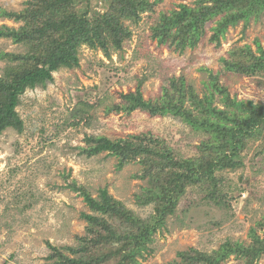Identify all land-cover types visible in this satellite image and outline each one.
<instances>
[{
    "label": "rangeland",
    "instance_id": "374dc122",
    "mask_svg": "<svg viewBox=\"0 0 264 264\" xmlns=\"http://www.w3.org/2000/svg\"><path fill=\"white\" fill-rule=\"evenodd\" d=\"M24 1L0 0V7L17 12L26 7ZM156 1L153 10L142 12L137 22L124 20L131 36L109 57L83 45L78 67L60 68L46 87L36 86L20 95L16 111L23 130L7 128L0 133V264H50L47 242L78 246L77 237L85 234L86 226L81 214L90 210L69 185L73 182L94 197L106 189L143 220L154 214L153 204L138 199L148 185L147 177L135 176L140 164L131 161L118 168L117 159L106 152L89 156L84 151L87 136L116 139L149 131L164 140L175 157L198 156L206 133L170 115L108 110L122 102L121 94L139 86L145 99H153L168 78L183 76L198 97L212 90V105L232 108L222 102L221 93L208 88L210 72L220 68V58H227L235 46L247 44L256 54L258 41L264 50V16L251 19L245 29L241 21L228 27L217 46L209 42V24L195 48L178 52L151 38V27L161 12L178 9L181 3L193 5V0ZM90 6L105 11L102 0H90ZM21 23L0 16V24L18 27ZM25 51L21 43L0 39V52ZM6 64L0 58V76ZM261 79L259 74L221 71L217 83L237 100L264 102ZM184 105L194 109L189 99ZM238 160L236 167L215 172L218 188L227 195L219 204L204 195V182L187 184L173 213L151 235V251L144 253L142 264H170L179 259V251L190 247L211 252L228 239L250 241L249 230L264 216V132L247 140ZM234 261L230 255L221 264ZM257 264H264V255Z\"/></svg>",
    "mask_w": 264,
    "mask_h": 264
},
{
    "label": "trees",
    "instance_id": "16d2710c",
    "mask_svg": "<svg viewBox=\"0 0 264 264\" xmlns=\"http://www.w3.org/2000/svg\"><path fill=\"white\" fill-rule=\"evenodd\" d=\"M102 1L103 12L90 8V0H25L26 7L17 12L0 7V16L22 22L18 27L0 24V39L10 38L27 50L0 52V58L7 61L0 76V133L7 128L23 130L16 106L27 89L46 87L54 80L53 72L60 68L78 67L83 45L109 57L131 36L124 20L137 22L142 12L153 10L157 3ZM261 16L264 0H193V5L181 3L178 9L161 12L151 27V38L182 52L195 48L211 24L209 42L217 46L228 27L241 21L245 29L251 19L258 21ZM256 45V54L247 44L235 46L227 58H220V68L210 72L208 88L221 93L222 102L232 107L228 110L212 105V90L198 97L183 76L168 78L156 98L145 99L138 86L135 91L121 94L122 102L108 107L125 113L140 109L151 116H174L192 129L203 131L207 138L198 146V156L177 158L164 140L149 131L116 139L87 136L89 145L84 151L89 156L106 152L117 159L118 168L131 161L140 164V173L135 176L147 177L148 185L138 199L142 204H153L154 214L143 220L106 189L94 197L73 182L69 185L90 210L81 214L86 222L85 234L77 237L79 244L75 248L47 242L50 264H142L144 253L151 251V235L173 213L177 197L187 184L204 182V195L216 204L227 197L218 188L220 179L215 172L240 164L239 153L247 146V140L264 132V102L230 97L217 79L225 71L246 76L259 74L263 83L264 50L258 41ZM186 99L192 101L197 114L184 105ZM249 236V242L228 239L211 252L190 247L179 251V259L170 264H221L230 255L235 258L230 264H257L264 255V216L249 230Z\"/></svg>",
    "mask_w": 264,
    "mask_h": 264
}]
</instances>
